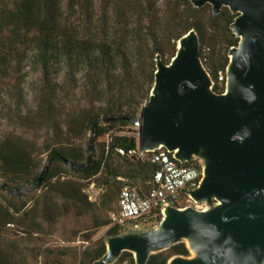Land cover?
I'll return each mask as SVG.
<instances>
[{"label":"trees","instance_id":"trees-1","mask_svg":"<svg viewBox=\"0 0 264 264\" xmlns=\"http://www.w3.org/2000/svg\"><path fill=\"white\" fill-rule=\"evenodd\" d=\"M65 1L71 8L82 7L92 25L94 16L89 15L92 0H0V81L11 79L28 60L40 68L43 91L38 112L44 124L54 121L56 103L62 95L71 100L80 90L88 105L65 114V133L60 126L56 127V138L60 139L65 134L83 141L90 134V148L86 150L81 145L70 148L61 142L43 150L20 136L7 137L0 143V181H5L0 187L10 192L20 191L23 185L32 182L44 187L45 221L62 216L58 201L69 204L82 215L95 213L97 205L89 202L85 190L98 176L106 178L102 183L106 192L100 197V205L107 209L114 203L116 212L124 187H146L151 182L157 171L155 165L117 155L119 149L137 148L136 137L119 135L118 130L132 125L137 113L149 102L158 56L168 65L176 55L179 41L195 31L202 63L216 83L214 92L221 94L218 75L226 72L230 50L239 44L231 31L238 15L229 9L214 17L209 5L198 9L191 4L192 0H176L183 6L175 5L160 17L156 10L137 0L130 11V7L113 8L118 19L114 29L103 26L99 33L97 29L93 33L87 27L73 28L67 24L61 8ZM60 78L61 83L57 82ZM16 119L20 126L29 123L21 114ZM105 136L109 142L99 144L98 140ZM98 147L101 150L97 154ZM44 154L49 156L47 166L34 176L41 166L37 158ZM114 155L121 163L115 162ZM65 167L79 177L78 181H62L67 174ZM118 178L125 179L126 183L118 182ZM4 203H0V230L25 219L17 218L26 205ZM65 210L68 212L69 208ZM161 220L159 214L141 226L158 225ZM103 228L108 229V238L121 236L124 231L113 226L109 218L96 222L95 229ZM86 239L89 241L91 237ZM105 255L106 244L101 242L83 254L81 264H95ZM174 257H190L185 243L150 256L147 264H168ZM119 262L136 264L130 253H123ZM0 264H13L12 258L1 250Z\"/></svg>","mask_w":264,"mask_h":264},{"label":"water","instance_id":"water-1","mask_svg":"<svg viewBox=\"0 0 264 264\" xmlns=\"http://www.w3.org/2000/svg\"><path fill=\"white\" fill-rule=\"evenodd\" d=\"M192 4L211 6L214 17L223 8L238 15L231 31L239 44L229 53L226 90L214 92L191 31L168 65L156 58L149 102L133 123L140 126L141 151L164 148L182 166L201 163V184L190 197L210 208L167 207L154 230L109 238L106 255L95 264H113L123 253L147 264L180 243L196 257L168 264H264V0Z\"/></svg>","mask_w":264,"mask_h":264},{"label":"rangeland","instance_id":"rangeland-1","mask_svg":"<svg viewBox=\"0 0 264 264\" xmlns=\"http://www.w3.org/2000/svg\"><path fill=\"white\" fill-rule=\"evenodd\" d=\"M92 1L93 7L90 6L92 9L89 8L91 9L89 10V15L94 16L92 25L90 24L92 22L91 18H86L88 14H85L86 11L84 12L82 7L71 8L67 1L61 5L63 19L73 28L87 27L94 30L93 33L96 32V29L97 33H99L103 26L106 29H114L115 23L118 21L117 14L113 10L115 6H120L124 9L130 7L128 8L130 11L137 0ZM138 1H141L144 6L148 5L153 10H156L160 17L166 15L175 5L183 6L181 1L176 2V0ZM207 73L209 74L208 71ZM225 75H227V70ZM57 82L61 83V78ZM42 91V72L30 60L24 63L20 71L13 74L11 79L0 81V143L7 137L20 136L43 150L53 144L59 145V142L70 148L79 147L80 145L84 150L90 148L88 143L90 134L83 141L74 140L65 136V134L61 138L63 141L60 138H56V133H58L56 127L60 126L63 133L66 131L64 121L67 112L88 107L82 92L80 90L76 91L71 100L65 99L62 95V98L60 97L56 103L53 114L54 121L44 124L45 122L41 121L42 114L38 112ZM141 113L142 109L137 113L136 119L141 117ZM20 114L28 119L29 123L27 126H20L21 123L16 119ZM54 122L55 124H53ZM135 124L120 128L118 130L119 135L137 138L138 130ZM108 142V136L98 140L99 144ZM100 150L101 147H98L96 150L97 154L100 153ZM48 157V154H44L37 158L38 161H41V166L34 176L39 175L45 169ZM114 160L116 163H121L115 155ZM64 169L67 174L63 176L62 181H78L79 177L72 170L68 167ZM105 179L98 176L85 190L89 202L97 205L95 213L82 215L69 204L58 201L62 216L59 219H50V221H45L43 218L45 204L44 187L36 186L34 182L23 185L20 191L15 192H10L0 187L1 204H5L4 201H11L16 206L26 205L20 218L19 216L17 218L23 219L24 217V220H17L14 226L0 230V250L12 258L13 264H81L83 254L89 253L98 247L101 242L106 244L107 249L109 238L106 233L108 229H95L96 222L107 218L111 219L112 215L116 213L114 203L108 206L107 209L100 205V197L106 192V188L102 187ZM4 183V180L0 181V185H4ZM65 207L69 208L68 212H66ZM201 207L205 210L210 208L207 205ZM158 226L159 224H150L145 227L141 226L140 230L135 231L132 224H127L125 230L121 232V236L129 233L136 234L152 231ZM87 236L91 237V240L87 241ZM192 256L190 252V257ZM113 264L128 263H121L118 259Z\"/></svg>","mask_w":264,"mask_h":264},{"label":"built area","instance_id":"built-area-1","mask_svg":"<svg viewBox=\"0 0 264 264\" xmlns=\"http://www.w3.org/2000/svg\"><path fill=\"white\" fill-rule=\"evenodd\" d=\"M216 83H214V86ZM217 85L226 90L227 75L219 73ZM138 130L137 148L130 151L117 150V155L122 158L137 159L142 163H151L157 167L150 183L146 187H124L119 195L117 212L112 215V225L125 230L127 224H132L135 231L140 230L141 224L151 217L159 214L163 217V211L167 207L185 209L198 206L190 197V192L199 188L203 177L202 165L194 160L192 163L182 166L174 154L166 149H160L151 153L141 151L139 144L140 126L135 124ZM118 182L126 183L123 178Z\"/></svg>","mask_w":264,"mask_h":264},{"label":"bare ground","instance_id":"bare-ground-1","mask_svg":"<svg viewBox=\"0 0 264 264\" xmlns=\"http://www.w3.org/2000/svg\"><path fill=\"white\" fill-rule=\"evenodd\" d=\"M178 46H179V44H178ZM175 153H178V151H176ZM163 216H164V218H166V212L163 213ZM192 255H193V258L196 257L194 254H192Z\"/></svg>","mask_w":264,"mask_h":264}]
</instances>
